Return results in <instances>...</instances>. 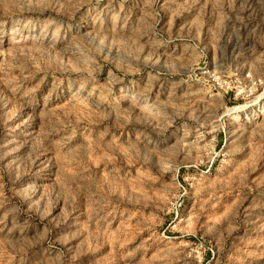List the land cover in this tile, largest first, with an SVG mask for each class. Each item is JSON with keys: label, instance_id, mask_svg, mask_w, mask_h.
Returning <instances> with one entry per match:
<instances>
[{"label": "rangeland", "instance_id": "obj_1", "mask_svg": "<svg viewBox=\"0 0 264 264\" xmlns=\"http://www.w3.org/2000/svg\"><path fill=\"white\" fill-rule=\"evenodd\" d=\"M0 264H264V0H0Z\"/></svg>", "mask_w": 264, "mask_h": 264}]
</instances>
